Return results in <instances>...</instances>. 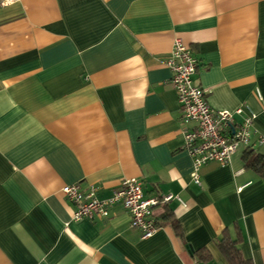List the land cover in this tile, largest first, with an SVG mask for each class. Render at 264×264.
<instances>
[{"label":"crops","instance_id":"crops-1","mask_svg":"<svg viewBox=\"0 0 264 264\" xmlns=\"http://www.w3.org/2000/svg\"><path fill=\"white\" fill-rule=\"evenodd\" d=\"M174 38L208 104L248 105L252 141L264 137V0H0V264H229L216 240L235 225L241 254L264 264V175L242 148L203 164L200 185L189 176L163 62ZM128 177L182 202L156 206L151 236L119 204L72 218L64 185L106 198Z\"/></svg>","mask_w":264,"mask_h":264},{"label":"built area","instance_id":"built-area-1","mask_svg":"<svg viewBox=\"0 0 264 264\" xmlns=\"http://www.w3.org/2000/svg\"><path fill=\"white\" fill-rule=\"evenodd\" d=\"M163 62L171 71L170 83L181 110L180 148L191 158L189 176L195 184L200 185L199 170L203 164L214 161L226 165L236 150L243 147L254 149L255 144H264L262 136L252 141L256 114L248 105L227 110L214 109L208 104L205 90L192 78L198 67V59L180 38H174ZM236 116L240 119L236 120ZM61 191L75 205L73 219L105 218L110 214V209L119 204L128 213L130 227L137 229L141 238L151 236L159 226L155 213L157 205L172 198L181 202L173 194L144 196L141 182L136 177L121 180L119 187L106 198L97 196L96 185L82 190L77 183L66 184Z\"/></svg>","mask_w":264,"mask_h":264},{"label":"trees","instance_id":"trees-1","mask_svg":"<svg viewBox=\"0 0 264 264\" xmlns=\"http://www.w3.org/2000/svg\"><path fill=\"white\" fill-rule=\"evenodd\" d=\"M237 151V150H236ZM241 158L244 162L245 167L254 169L256 172L264 175V155L257 153L253 148L243 147ZM162 219H169L171 227L176 233H179V223L174 217L172 210L167 207L163 212ZM242 241L241 233L239 227L235 225L234 233L232 234L225 228L220 237L216 240V246L225 257L229 264H253L249 258H245L239 248V243ZM201 249L194 250L193 254L204 257ZM208 255L205 254V257Z\"/></svg>","mask_w":264,"mask_h":264}]
</instances>
